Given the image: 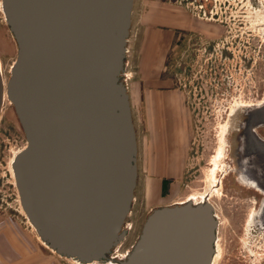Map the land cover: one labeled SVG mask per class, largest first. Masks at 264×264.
<instances>
[{
  "label": "water",
  "instance_id": "95a60500",
  "mask_svg": "<svg viewBox=\"0 0 264 264\" xmlns=\"http://www.w3.org/2000/svg\"><path fill=\"white\" fill-rule=\"evenodd\" d=\"M1 7L16 44L6 97L26 140L11 168L38 238L83 264H211L218 222L208 202L154 209L127 257L109 258L125 238L137 183L121 81L133 0H1ZM245 112L246 135L254 136L264 104Z\"/></svg>",
  "mask_w": 264,
  "mask_h": 264
},
{
  "label": "rangeland",
  "instance_id": "374dc122",
  "mask_svg": "<svg viewBox=\"0 0 264 264\" xmlns=\"http://www.w3.org/2000/svg\"><path fill=\"white\" fill-rule=\"evenodd\" d=\"M200 1L165 0L171 7L185 11L192 24L191 30L177 34L169 68L189 119V139L181 171L182 179L185 177L183 184L192 174L190 179L201 180L202 189L194 185L190 189L169 185L168 178L160 203L172 206L187 199L194 202L209 197L218 220L212 264H264L261 208L241 196V188L229 174L234 124L245 109L264 104V0ZM206 8L209 13L204 14ZM142 12V0H136L130 27L131 44L138 37V18ZM15 57L16 44L0 6V71L5 90L0 111V264H79L46 248L20 207L11 164L26 146V140L6 98V84ZM121 81L125 86L130 82L124 72ZM130 100L139 144L138 187L136 201L123 225L125 238L109 256L116 261H123L137 241L145 217L141 211L149 195L143 194L150 178L141 168L144 142L141 107L137 96L132 95ZM216 170L219 180L224 176L222 188L215 186ZM149 192L151 199V187Z\"/></svg>",
  "mask_w": 264,
  "mask_h": 264
},
{
  "label": "crops",
  "instance_id": "0c3cea01",
  "mask_svg": "<svg viewBox=\"0 0 264 264\" xmlns=\"http://www.w3.org/2000/svg\"><path fill=\"white\" fill-rule=\"evenodd\" d=\"M142 3L138 37L132 44L129 33L124 75L130 80L126 84L129 101L132 95L137 96L142 113L144 142L141 168L150 178L143 190L146 197L149 194L141 211L142 215L145 214V221L154 209L169 206L160 203L163 197L161 181L179 174L186 158L189 119L182 96L170 74L169 63L177 34L191 30L192 24L185 11L171 7L165 0H142ZM136 189L133 203L136 201ZM8 261L11 263L12 259Z\"/></svg>",
  "mask_w": 264,
  "mask_h": 264
},
{
  "label": "flooded vegetation",
  "instance_id": "af4514ba",
  "mask_svg": "<svg viewBox=\"0 0 264 264\" xmlns=\"http://www.w3.org/2000/svg\"><path fill=\"white\" fill-rule=\"evenodd\" d=\"M200 1V0H199ZM201 2V1H200ZM203 3V1H202ZM209 8L203 10L209 13ZM216 14V13H215ZM2 105H0L1 111ZM247 114L244 112L241 118L235 122L234 124V135L232 138L231 144V153L232 159L230 163L232 165L231 171V178L234 179L233 183L238 187L241 188L242 197H245L249 203L253 206H258L261 208V211L264 209V126H260L253 129L254 136H247L245 131V123L247 122ZM217 169V168H216ZM184 175V174H183ZM182 173L180 172L177 175L169 177L170 183L169 185L176 184L177 186H185L186 188L190 189V185H194L200 188V184L202 183L199 179H190L192 178V174L188 175V181H186V185H184L182 179ZM218 171L216 170V187L219 185L220 188L223 187V179L218 178ZM14 179V178H13ZM168 178H164L161 181L162 187L166 185V181ZM187 180V179H186ZM250 181V182H248ZM255 183V184H254ZM256 185V186H255ZM15 186V182H14ZM215 187V188H216ZM162 188V192H163ZM183 202H175L173 205H182L188 201ZM210 203V198L204 196L203 199H199L198 201L192 202L193 204L199 203ZM212 205V204H211ZM214 209V208H213ZM217 219V218H216ZM218 222V220H217ZM218 228V227H217ZM217 243V241H216ZM216 245L215 244V253H216Z\"/></svg>",
  "mask_w": 264,
  "mask_h": 264
},
{
  "label": "bare ground",
  "instance_id": "6f19581e",
  "mask_svg": "<svg viewBox=\"0 0 264 264\" xmlns=\"http://www.w3.org/2000/svg\"><path fill=\"white\" fill-rule=\"evenodd\" d=\"M1 1V0H0ZM0 6H1V2H0ZM0 77H1V85H2V102H1V105L3 106V101H4V98H5V90H4V85H3V83H4V81H2V76H1V71H0ZM7 98V97H6ZM8 100V99H7ZM2 108V107H1ZM19 153V152H18ZM17 153V154H18ZM248 182H250V181H248ZM251 183V182H250ZM255 184V183H254ZM256 186V185H255ZM32 227V226H31ZM33 228V227H32ZM39 239V238H38ZM40 240V239H39ZM40 242L47 248V246L40 240ZM215 244H216V241H215ZM214 256H215V251H214ZM214 256H213V259H214ZM213 259H212V262H213ZM71 260H73V259H71ZM73 261H76V260H73ZM76 262H78V261H76ZM212 262H211V264H212ZM79 264H83V263H80V262H78ZM89 264H92V263H89Z\"/></svg>",
  "mask_w": 264,
  "mask_h": 264
}]
</instances>
